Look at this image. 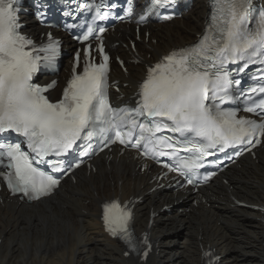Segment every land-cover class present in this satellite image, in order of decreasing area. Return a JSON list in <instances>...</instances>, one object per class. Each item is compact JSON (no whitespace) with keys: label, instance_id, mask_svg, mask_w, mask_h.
Masks as SVG:
<instances>
[{"label":"snow or ice","instance_id":"obj_1","mask_svg":"<svg viewBox=\"0 0 264 264\" xmlns=\"http://www.w3.org/2000/svg\"><path fill=\"white\" fill-rule=\"evenodd\" d=\"M14 4L15 0H0V134L14 133L23 137L30 152L23 150L21 142L0 140V158L7 159L9 169L3 176L13 193H22L29 199L49 195L60 180L36 165L48 163L51 172L63 171L62 160L46 161L45 158L65 156L77 141L90 140L97 123L105 126L101 132L114 133L112 143L119 141L140 147L141 141H146L145 149L152 144L151 150L156 156L174 155L162 149L157 151L158 146L166 144L174 148V145L169 143L170 137L153 142L144 135L146 132L154 134L167 128L181 136L190 135L189 142L205 141L197 148L199 157L177 159L178 168L189 171L202 166L197 161L209 154L205 151L208 148L223 152L229 147L252 144L257 135L264 136V122L237 118L235 110L220 106L232 99L229 94L232 81L225 65L246 57L249 60L261 57L260 62L264 63V11L254 18V27H249L253 20L251 0H214L213 23L205 35L196 45L172 51L148 67L146 78L139 86L137 106L131 109L113 108L109 104L106 94L109 57L105 54L102 62L95 64L89 61L87 51L83 71L76 72L80 61L77 53L73 75L61 98L50 100L45 93L55 87L56 82L45 86L32 82L42 58L33 55L37 51L29 48L33 41L19 31L21 25ZM155 4L163 6L162 0H155ZM106 17L107 13L99 15L101 20ZM103 31L101 28L100 32ZM89 35L91 30L83 39L88 40ZM49 40L40 51L49 53L43 59L51 62L55 59L58 42L51 37ZM99 51H104L102 44ZM250 91L264 93V86ZM245 111L256 115L264 113V98L254 101ZM138 117H144L146 122L141 123ZM123 128H127L126 133ZM137 129L140 134L133 141ZM103 209L108 231L113 236L120 233L129 240L131 210L126 205L122 207L119 201L106 203ZM144 255L147 256V252Z\"/></svg>","mask_w":264,"mask_h":264},{"label":"bare ground","instance_id":"obj_2","mask_svg":"<svg viewBox=\"0 0 264 264\" xmlns=\"http://www.w3.org/2000/svg\"><path fill=\"white\" fill-rule=\"evenodd\" d=\"M205 2L194 0L193 9L183 19L165 24L176 29L170 28L172 36L163 34L157 45L148 43L156 51L154 56L191 41L194 33L202 31V17L208 9ZM152 34L157 35L154 30ZM131 69L136 74L124 80L136 86L145 70L140 66ZM257 156V160L243 159L240 168L229 169L228 186L214 184L189 211L161 212L175 205L179 195L148 198L137 216V228L146 230L154 207L156 217L149 232L158 246L148 264H202V246L216 249L221 264H264L261 213L239 209L232 197L264 204V149ZM100 161L96 173L79 171L76 183L66 180L60 193L38 204L27 206L1 192L0 264H138L126 259L122 246L105 236L100 205L114 193L125 198L146 194L149 179L135 170L137 163L126 154H114L109 165Z\"/></svg>","mask_w":264,"mask_h":264}]
</instances>
